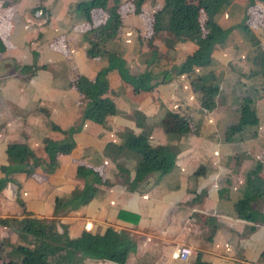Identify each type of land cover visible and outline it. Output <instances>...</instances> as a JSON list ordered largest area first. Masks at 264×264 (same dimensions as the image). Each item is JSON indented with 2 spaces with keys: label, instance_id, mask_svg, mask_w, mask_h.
Wrapping results in <instances>:
<instances>
[{
  "label": "rangeland",
  "instance_id": "rangeland-1",
  "mask_svg": "<svg viewBox=\"0 0 264 264\" xmlns=\"http://www.w3.org/2000/svg\"><path fill=\"white\" fill-rule=\"evenodd\" d=\"M32 1H37V3L34 2L32 4L31 0H0V14L6 18V36L8 37L7 43H4L3 50L0 52V72H2L0 77H6V79L2 80L0 83L2 91L12 89L9 85L11 82L14 83L13 85H16L15 81L22 83L25 87H31V76L21 75L18 70L20 67L19 64L25 63L29 67L37 66L40 67L38 70H45L48 72L51 76V83L48 88L51 94L55 95L57 92L58 94H67L69 100H71L73 96L77 97V99L79 97L81 100L82 96L79 95L78 91L73 86L76 77L79 76L91 79L92 77H87V75H90L92 72L94 73L98 68L106 64L104 59L87 58L88 61H92L89 63L84 61L80 54H77L78 48L80 50L84 42L78 28H80L83 23L86 24V19L81 16L80 13L71 9V1L68 2V16L65 22H59V19L53 21L56 15L51 9V7L54 6L53 0ZM86 1L88 0H77L74 1L73 4L75 5L78 2L82 3ZM189 1L197 5L200 0ZM227 1L228 4L233 3L231 4L232 7L220 9L218 6L220 10L218 9V11H215L213 20L215 19V21L219 22L222 28H231V30L228 31L223 42L220 44L222 47L218 48V50H214V54H211L209 65L194 67L190 73H183L181 75V77L183 76L186 79L184 86L176 85V76L172 75L171 69L172 67H178L183 62L184 57L189 54L188 49L185 48L181 50L179 48L174 50L175 46L170 47L169 45L173 43V37L169 34L163 41L155 38L158 32L164 31L163 28L167 20L166 16L161 15V18L155 17L156 14L163 13L161 12L162 0H120L118 3V29L112 37L103 39L100 45L101 49L116 56L117 60L121 62L125 73L128 75L127 78L131 79L133 75L139 76L143 73L148 74L150 78L149 85H151L152 88L147 93V98H158L156 90L159 86L165 84H172V87H174L173 97L179 96V93L184 97L182 101H184L185 106L189 108V110L184 111H186V116L191 122V133L184 134L181 137L186 141L191 140V191L201 190L204 191L205 195H216V191L222 189L225 190L228 195H249L253 193V191L246 184V176L252 172L254 176L251 174L250 178L256 184L261 182L262 195H264V84L261 83V68L255 62L257 59L262 58L261 63L264 66V0ZM3 3H6V5H3ZM206 3L212 7L216 5V0H206ZM20 4L21 6H27L24 8L18 7ZM107 4L111 5V1ZM17 16L18 18L16 19ZM71 18L73 22H76L75 24L72 23ZM15 19L22 24L17 26L18 22H16ZM203 20L204 14L201 11L200 21L202 22ZM49 24L50 28H57L55 34L49 31L51 39L47 38V34H45V28ZM66 25L67 27L64 28L63 26ZM75 26L78 27L75 28ZM60 27H62V34L59 31ZM12 30H15L14 32L18 36L17 41L22 40L23 42L20 48L21 56L19 62H14L11 56L12 49H14V44L11 40L12 37L10 36ZM38 33L40 36L36 37L35 34L37 35ZM87 35L89 38L94 39L91 32ZM57 41H60V44H62L60 49L56 47L53 49L52 47L49 51H53L54 53L57 52L56 55L58 56L50 58L47 55V57H45L46 60L41 61L43 58L41 57L39 49L44 46H49L50 43L53 46H57ZM63 41L65 43H63ZM175 43H177V41ZM220 45H216L215 48ZM195 47V43L191 42V51L192 48ZM5 53L9 54L5 56ZM260 56L262 57L260 58ZM80 60H83L84 64H81ZM142 69H144V71L141 72ZM213 69L219 70L220 94L218 98H216V108L210 114L202 113L198 107L199 94L191 86V81H188V78L191 75L203 76ZM153 72H156L155 75L158 73L159 75L154 76ZM162 76L165 78V83H162ZM192 79L193 77L191 76V80ZM113 86L119 92V94H117V101L118 105H120V109H125L126 107L124 104L129 101L126 96L123 95L122 84L119 82L117 85ZM247 89L248 92H246ZM163 94H166L165 91H163ZM248 94L253 96L258 124L255 127L245 129V131L239 137L235 138L233 142L226 143L222 139L223 131L226 126L234 120V112L237 108L239 99ZM42 96L43 93L40 94V98L38 99L40 102L43 99ZM72 105L73 104L68 102V107L70 109L72 107L76 108ZM169 106H172V104ZM37 107L38 105L34 106V103L29 105L22 100H18V103L14 102L13 107L7 100H4V97L0 93V133L3 132V134H0V137L5 138V132L13 129L9 131L10 133L13 132V134L6 139L7 143L12 142L20 145V143L24 142L34 156L38 158V165L30 168L27 172L29 174L22 173L17 175L16 178L14 175L10 176L11 181L9 180L8 183H5L0 189V206L4 204L2 201L4 195H13L6 200V205H11L10 209L17 206L19 208V213L22 215L24 213L27 214L28 207L27 203L25 204L22 202V197H28L27 193L22 192V188L28 187L29 189H34L37 186L43 191L49 184L48 179L52 182V176L55 175L57 171L58 161L56 160V164L52 169L49 168L47 157L40 146L41 137L43 134L47 135L50 133V130L42 132L43 129H46L44 128L46 126L38 128L39 126L37 125L29 124L30 121L34 119L35 114L37 117L41 118V122H44V117L49 113L47 110L48 107L46 108L42 105L38 109ZM80 107L82 108V106ZM77 109L79 110L80 108L77 107ZM4 112L9 114L5 116ZM119 114L120 113L116 111L113 116H118ZM75 119L77 121L72 122V125H80V128H82L83 121L81 120V114L78 119ZM6 121L12 124L10 129L6 128L11 126L9 123L6 124ZM52 122L55 123L54 120H52ZM22 123L25 125V128L29 127L27 129L28 131L24 130L23 133L27 132L30 135L32 134L27 143L24 141L25 135L20 131V125H22ZM33 127L39 129L38 131L36 130V134L32 133L35 132ZM128 131H130L129 133L133 136L141 133H147L148 135V131L146 132L144 130L134 132L129 129ZM96 134L98 136L102 135L99 132ZM105 135H107L106 137L108 140L112 141L113 134H110L107 130ZM50 137L53 138V133ZM75 137V135H72L71 140H75ZM168 137L169 140H173V136L168 135ZM60 138L62 137L56 136L53 139L58 140ZM80 143L81 142H79V145ZM80 150L81 149H79V153ZM3 154L6 155V152L0 153L2 156ZM90 159L93 160L94 157L92 156L91 158L90 156ZM99 162L103 163L97 165H93L94 163H92L90 167L105 178L107 169L108 173H111L112 169L106 167L109 163L107 158H101ZM256 166H259L258 170H256ZM197 167L199 168L198 173L200 174L202 172V174L193 176L196 169H198ZM67 173H70V170H68ZM68 177L69 183L74 184L72 177L70 175ZM109 177V181H107L108 187L116 184V186L122 188V181H124V178L119 177V180L116 181V176L113 173H111ZM150 180L152 181V179ZM29 182L30 185L28 184ZM137 185L138 184H135L134 187ZM91 186L94 195H97L100 189L105 187L103 184L97 182H92ZM127 189L128 187L125 185L123 191L127 192ZM222 193L221 195H227L225 192ZM30 202L32 203V201ZM44 204L45 199L35 201L36 207L44 206ZM86 204L87 203L80 205L74 210H69L68 208L60 209L57 214L78 212V210ZM51 208V216H53V202ZM256 208L264 211L263 199L256 205ZM5 219V223L0 222V264H7L8 262L20 264L21 255L16 251V247L18 245H23L33 250L38 248L39 245L37 246L36 243L34 244L31 237L21 229L22 226L18 220L12 218ZM0 220L2 219L0 218ZM44 220H50L55 224L54 218ZM56 230L59 232V228ZM38 252L40 254L39 261L42 264H65V252L63 251L51 256L47 254L45 246L43 245L38 248ZM74 264H76V262Z\"/></svg>",
  "mask_w": 264,
  "mask_h": 264
},
{
  "label": "crops",
  "instance_id": "crops-1",
  "mask_svg": "<svg viewBox=\"0 0 264 264\" xmlns=\"http://www.w3.org/2000/svg\"><path fill=\"white\" fill-rule=\"evenodd\" d=\"M53 1L54 6L51 9L56 14L53 21L59 19V22H65L68 16V2L71 1L70 7L73 9V3L77 0ZM31 2L32 4L34 2L37 3V1L33 2L32 0ZM220 3V0H216V5ZM222 3L220 4V9H227L228 7H232L231 4H233H228L227 0H222ZM26 6L18 5V7L23 8ZM16 19L15 21L18 22L17 26L21 25L22 23ZM71 20L72 23H76L73 22L72 18ZM215 22L222 28L219 22ZM63 27L65 28L67 25ZM14 31L12 30V33L9 32L14 44L12 55H10L14 62H19L21 56L20 48L23 42L22 40L17 41L18 36ZM49 31L55 34L57 28H50V24L45 28L47 38L51 39ZM59 31L61 34L63 33L62 27L59 28ZM35 36L39 37L40 34H35ZM57 43V46H53L50 43L49 46L39 49L43 58L41 61L46 60L45 57L47 55L50 58L58 56L56 55L57 52L49 51L52 47L53 49L54 47L60 49L62 44H60V41H57ZM63 43L65 42L63 41ZM82 45L80 50L78 48L77 54H80L84 61L92 62L88 61L85 56L86 44L83 42ZM174 46V50L179 48L181 50L188 49L189 54L195 49L192 48L191 51V42L189 41L175 44ZM220 47L222 45L213 49L211 54H214V50H218ZM8 54L5 53L4 55ZM80 63L84 64L83 60H80ZM21 65L26 64L20 63L19 66ZM208 72L218 74L219 70L213 69ZM92 73L88 74L87 77H93L94 73ZM155 73L153 72L154 76L159 75V73L157 75ZM191 76L194 78L198 75ZM191 76L188 78V81L191 80ZM106 78L109 90L114 94L110 98L113 100L114 106L120 114L118 116L107 117L105 123L102 125L83 121L82 128L75 134V148L73 152L58 156L57 171L52 176V182L48 179L49 184L47 188L43 191L37 186L34 189H29L28 187L22 188V192L28 195V197H22V202L28 204L27 214L29 217L43 220L54 218L57 228H59L58 225L66 227L69 238L79 237L82 232H88L92 235H102L107 229H111L114 232H124L133 243V250L127 255L124 264H193L197 254H199L201 264H264V224L245 221L238 216L236 210L246 195H191V140L186 141L181 136L170 135L173 136V140L171 141L168 135L162 132L159 125L166 111H177L183 114L186 113L184 110H189L185 106L184 101H182L184 100L182 94L179 93V96L173 97L174 87H172V84H165L157 88L158 98L148 97L140 105L138 104L139 106H133L128 102L124 104L125 109H120L117 101V94L119 92L113 86L119 83L118 76L116 72L111 71L107 74ZM5 79L6 77H0V83ZM12 80L15 81L14 79ZM30 80H32L31 87H25L22 83L15 81L16 85H13L14 83L11 82L9 86L12 89L6 91H2L0 84V93L4 97V100H7L13 107L14 102L18 103V100H22L29 105L34 103V106L38 105L37 109L41 105L46 108L48 107L49 113L44 117V122H41V118L35 114L34 119L29 123L39 126L38 128L46 126L44 127L46 129H43L42 132L50 130L47 126L49 122L58 126L61 130L75 127L72 125V122L77 121L75 118L78 119L82 112V108L78 105L79 97L77 99V97L73 96L69 100L67 94H58L57 92L55 95L51 94L50 90H48L51 76L45 70H37L30 77ZM185 80L183 76L176 77V85L184 86ZM161 90L165 91L166 94H163ZM41 93H43V99L40 102L38 99ZM68 102L76 108L72 107L70 109ZM170 104L173 107L169 106ZM77 107L80 109L78 110ZM7 114L9 113L4 112L5 116ZM8 123L6 121V124ZM9 124L11 126L6 127L7 129L12 127V124ZM24 126L23 123L20 125L22 133L29 128H25ZM33 128L35 132L32 133L36 134V130L38 131L39 129L37 127ZM129 129L134 132L139 130L148 131L147 140L151 147H168L175 154L174 166L169 173L162 176L155 172L150 173L141 182H136L138 184L136 187H132L133 182L135 183V154L126 150L114 159V154L108 153L105 155L104 153L106 144L113 146L121 145L123 143V135L129 133ZM10 130L5 132V138L0 137V153H5L7 145L12 143H7L6 141L13 134V132H9ZM107 130L110 134H113L112 141L108 140L107 135H105ZM98 132L103 136H98L96 134ZM52 133L53 138L56 136L63 138L62 135L53 131L47 134L49 136L42 133L40 146L41 140L44 137L54 141L62 139L56 140L51 138ZM0 134H3V132ZM23 135H25L24 141L26 143L31 138L30 136H32V134L30 135L27 132L23 133ZM79 142H81L80 145ZM20 144H24V142ZM79 149H81L80 153ZM90 156L91 158L93 156L94 159H90ZM101 158L108 159L109 163L106 167L112 169L111 173L116 176V181L119 180V177L124 178L122 188L116 186V184L109 187L105 186L100 189L97 195H93L92 199L85 206L81 207L78 212L60 213L56 217L51 216V205L55 197L65 199L70 196L71 192L81 188L83 185V181L75 177L77 163L81 161L89 166L92 163H94L93 165H97L103 163L99 162ZM0 162V166L6 164V155H0ZM117 166H120L119 168H122V171H118ZM68 170H70L71 174L67 173ZM111 173H108V169L105 172V179L107 181H109ZM17 175L19 174H14V177L16 178ZM69 175L72 177L74 184L69 183ZM28 184L30 185V182ZM125 185L128 187L127 192L123 191ZM11 196L13 195L3 196L2 201L4 204L0 206V218L21 220L24 215L19 213V208L16 206L10 209L11 205H6V200ZM42 199H45L44 206L36 207L35 201ZM262 199L264 200V196L251 204L252 211L264 214L263 210L256 208V205ZM180 247H190L193 250V254L186 261H181L176 257V253ZM85 263L114 264L104 260H86Z\"/></svg>",
  "mask_w": 264,
  "mask_h": 264
},
{
  "label": "trees",
  "instance_id": "trees-1",
  "mask_svg": "<svg viewBox=\"0 0 264 264\" xmlns=\"http://www.w3.org/2000/svg\"><path fill=\"white\" fill-rule=\"evenodd\" d=\"M109 1H111V5L107 4ZM119 1L88 0L82 3L78 2L73 6L74 11L80 13L86 19V24L83 23L78 28L86 44V57L89 59H104V62H106L103 67H100L94 73L91 79L77 76L73 85L79 95L82 96V99L78 100V105L82 106L81 120L90 121L97 125H102L107 117L113 116L117 111L113 100L110 98L114 94L109 90L106 78L109 72L116 71L119 82L122 84L123 93L133 105H138L145 100L147 93L152 88L149 85L150 78L147 73L139 76L133 75L131 79L127 78L128 75L116 56L101 49L100 42L103 39L112 37L118 29ZM220 2V4H223L222 0ZM220 4L210 7L206 0H200L197 5L192 4L189 0H162L161 12L163 13L156 14L155 17L161 18L160 16L162 15L166 16L167 20L163 28L164 31L158 32L155 38L163 41L169 34L173 37V43L169 45L170 47L187 41L194 42L196 45L192 53L187 55L178 67H172V75L179 77L183 73H190L194 67H203L210 64L212 50L216 45H220L223 42L226 34L231 30V28H221L213 20L214 13L218 11ZM3 5H6V3H3ZM201 11L204 14L202 22L200 21ZM5 20L6 18L0 14V52L3 50L4 43H7ZM77 27L75 26V28ZM89 32L94 36V39L89 38L87 35ZM176 41L177 43H175ZM261 59H257L255 62L261 68V83L264 84V66L261 63ZM38 69L40 67L21 65L18 70L21 75L32 76ZM190 81L191 86L199 94V110L202 113L212 112L216 108V98L220 94V78L218 74L207 72L203 76H196ZM162 83H165L163 76ZM246 92H248V89ZM257 124L258 118L254 108L253 96L250 94L245 95L239 99L234 112V120L224 129L222 139L226 143H231L245 129L255 127ZM159 125L162 132L166 135L182 136L191 133V122L187 118L186 113L166 111ZM47 126L50 131L64 136L59 141H54L47 137L41 140L42 150L47 157L48 166L52 169L58 156L69 154L75 148V141L71 140V136L78 132L80 126L69 127L66 130H61L50 122ZM147 136V133H141L136 136L131 135V133H125L121 145L106 144L104 147L105 155L108 153L114 154V159L126 150L135 154L134 185L141 182L150 173L155 172L161 176L165 175L174 166L175 154L168 147H151L148 144ZM5 152L6 164L0 166V189L9 180L11 181L10 176L27 173L30 168L38 165V158L34 156L26 144H8ZM119 167L117 166L118 171H122V168ZM258 169L259 166H256V170ZM198 171L199 168L196 169L193 176L202 174V172L199 174ZM251 174L254 176L252 172L249 173L246 176V184L253 193L246 195L236 210L238 216L243 220L264 224V214H258L251 210V204L264 196L262 195L261 182L257 184L253 182L250 178ZM75 177L81 179L83 185L81 188L71 192L70 196L65 199L54 198L53 216L58 215L57 213L60 209L68 208L69 210H74L80 205L88 203L94 195L91 186L92 182L107 186L105 178L100 176L88 164L81 161L75 167ZM134 185L132 184V187ZM222 192L227 194L225 190L221 189L216 191V195H221L223 194ZM191 194L205 195L204 191H191ZM23 215L24 217L18 222L22 226L21 229L31 237L32 242L36 243L37 246L39 245L38 248L44 245L47 254L51 256L62 251L65 252V264H74L75 262L76 264H84L86 260H104L114 264H124L127 255L133 250V243L124 232H114L111 229H107L102 235L82 232L79 237L69 238L65 226L58 225L59 232H57V226L54 222L31 218L25 213ZM0 222L5 223L6 219H2ZM38 248L32 250L23 245H18L16 251L21 255L20 264H42L39 261ZM199 258V254H197L193 264H201ZM7 264L14 263L8 262Z\"/></svg>",
  "mask_w": 264,
  "mask_h": 264
},
{
  "label": "built area",
  "instance_id": "built-area-1",
  "mask_svg": "<svg viewBox=\"0 0 264 264\" xmlns=\"http://www.w3.org/2000/svg\"><path fill=\"white\" fill-rule=\"evenodd\" d=\"M193 254L190 247H180L176 253V257L181 261H186Z\"/></svg>",
  "mask_w": 264,
  "mask_h": 264
}]
</instances>
